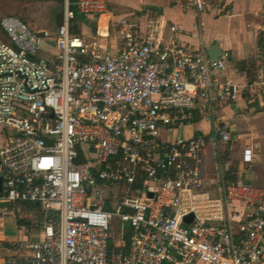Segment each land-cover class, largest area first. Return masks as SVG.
<instances>
[{
  "label": "built area",
  "instance_id": "2783aa9c",
  "mask_svg": "<svg viewBox=\"0 0 264 264\" xmlns=\"http://www.w3.org/2000/svg\"><path fill=\"white\" fill-rule=\"evenodd\" d=\"M15 1L52 3L55 26L0 16V203L14 217L15 203L42 215L36 240L3 264H264V189L224 184L226 133L209 142L186 135L197 113L233 105L246 90L264 108V53L252 85L227 52L209 60L206 0L184 2L191 32L148 16L119 19L121 45L111 53L70 33L71 8L106 19L107 0ZM252 16L264 20V3ZM239 158L242 170L255 163L250 148Z\"/></svg>",
  "mask_w": 264,
  "mask_h": 264
},
{
  "label": "crops",
  "instance_id": "0c3cea01",
  "mask_svg": "<svg viewBox=\"0 0 264 264\" xmlns=\"http://www.w3.org/2000/svg\"><path fill=\"white\" fill-rule=\"evenodd\" d=\"M140 2H142V6L135 9L134 13L136 15L134 17L138 13H142L139 16L144 17L146 15L149 17L152 12L145 11V8L154 6L161 11L160 15L153 13L159 16L154 18L156 21L176 23L185 32L192 31L193 15L184 9V3L166 4L164 2L155 4L146 3L144 0ZM263 3L264 0H215L214 10L206 17V31L202 37L205 53L210 47L227 52L230 64L234 65L235 69H237L236 65L238 62L257 59L258 55L263 52H260L257 47L258 39L255 34L258 27L264 28V20L254 19L252 13L257 11ZM119 12V8L115 6V8H110L112 15L109 18L95 19L93 17H84L87 26L91 23L95 24V30L89 38H100L106 42L99 49L101 52H114L121 45V35L118 32L116 23L121 18H126L128 15L132 16L133 12L127 16L120 15ZM180 40L184 43L190 42L186 36H181ZM239 74L241 73L239 72ZM241 75L247 81L246 75ZM225 112V117L221 116ZM218 123L219 126L217 125ZM220 123H222L221 126ZM199 125L203 129L196 128ZM219 131L226 133L231 139V143L227 145V150L223 152L228 154L226 156H221L220 152L223 149L218 142V163L221 165L222 176L226 168L237 166L238 183H241L240 181L244 180L251 166L258 165L264 161V108L262 101L250 90H246L242 92L239 101L233 105L215 106L206 112L197 113L192 127L186 132H188V135L204 136L206 141L209 142ZM245 148L252 149L255 163L248 167L247 170H242L243 167L240 164L239 157L241 151ZM207 157H211V160L206 165L205 160ZM213 164L214 158L208 145L204 152L203 174L206 183L209 185H211ZM241 176L243 178L239 179ZM210 194H213V191H210ZM9 219H11V223L5 224L4 220ZM25 238H27L26 233L23 229L16 226L15 217L12 213L9 210L4 212L0 218V245L6 244L7 248L0 246V264H3L4 258L11 254L18 244L28 242ZM21 239L24 241L22 242Z\"/></svg>",
  "mask_w": 264,
  "mask_h": 264
},
{
  "label": "rangeland",
  "instance_id": "374dc122",
  "mask_svg": "<svg viewBox=\"0 0 264 264\" xmlns=\"http://www.w3.org/2000/svg\"><path fill=\"white\" fill-rule=\"evenodd\" d=\"M109 9L110 8H115L117 6L119 8V13L120 15L127 16L129 13L133 12V15H136L134 13L135 9L141 8L142 2L136 1V0H107ZM210 4H214L215 0H206ZM146 3H175L179 2L183 4L185 0H144ZM29 3H23V1H15V0H0V16L1 15H6V16H15L17 11H24L27 14L26 19L29 21L31 27H37L40 29H48L53 31L54 26H55V21H54V6L52 3H46V2H35L32 4V2ZM142 13H138V15L135 17V19L142 18V16H139ZM129 16V17H128ZM126 18L128 20H132V16L128 15ZM146 17V15H145ZM150 19L153 20V18H158L159 16H156L153 13L149 14ZM85 18L81 15L78 14L77 22L75 23L76 29L78 30L79 34L84 37L87 43H90V47L93 50H99L101 49L106 42L103 39L100 38H89L92 33L95 30V24H87L85 23ZM74 23H72V26ZM94 28V29H93ZM47 50L50 52V59L49 62L54 61L58 58V53L53 47H47ZM226 112L221 115L225 117ZM219 126V123L217 124ZM222 123H220V126ZM196 128L198 129H203L200 125L197 126ZM186 135H188V132H186ZM1 139V138H0ZM1 142V141H0ZM211 157H207L205 160L206 165L210 163ZM207 167V166H206ZM205 167V168H206ZM252 173V174H250ZM264 161L263 163H259L258 165H253L250 168L249 173L245 175V178L243 181H240L241 184L248 185V186H253V187H260L264 189ZM5 224H10L11 219L9 220H4ZM115 228L113 231V237H117V231H119V223L116 222ZM27 238H25L26 240ZM34 240H36V236L34 237ZM23 242L24 240L21 239ZM113 247V246H112ZM114 252L117 254L118 250L114 249ZM5 259V258H4Z\"/></svg>",
  "mask_w": 264,
  "mask_h": 264
},
{
  "label": "trees",
  "instance_id": "16d2710c",
  "mask_svg": "<svg viewBox=\"0 0 264 264\" xmlns=\"http://www.w3.org/2000/svg\"><path fill=\"white\" fill-rule=\"evenodd\" d=\"M74 0H70L71 3H73ZM23 3H29L30 2H23ZM33 4V3H32ZM74 12V20L72 23L74 25L70 27V33L75 36H79L82 38L81 34H79L78 30L76 29L75 23L77 22L78 14L75 12L73 8H71ZM15 18L19 19L20 21L24 22L27 26H30L29 21L26 19L27 14L24 11H17ZM84 45L87 49L90 47V43H87L84 38H82ZM257 47L260 52L264 53V33L261 34V38L257 41ZM238 71L241 74H245L247 78V83H254L257 79V74L260 70V63L257 59H250L248 61H241L238 62L236 65ZM224 151H221V156L228 155L224 154ZM223 180L225 185H234L238 184V178H237V166L226 168V170L223 173ZM11 211L15 212V223L16 226L20 229H23L26 233L28 242H33L34 237L38 234V225L39 221L42 218V215L40 213V210L36 204L32 203H15L13 204ZM18 211V212H17ZM128 233L125 235V239H127ZM2 248H7L6 244L0 245Z\"/></svg>",
  "mask_w": 264,
  "mask_h": 264
},
{
  "label": "water",
  "instance_id": "95a60500",
  "mask_svg": "<svg viewBox=\"0 0 264 264\" xmlns=\"http://www.w3.org/2000/svg\"><path fill=\"white\" fill-rule=\"evenodd\" d=\"M145 11L147 12H152V13H156L157 15L161 14V11L154 6H149L145 8ZM206 56L209 60H217L220 57V50L215 48V47H210L207 51H206ZM243 176L239 177V179H242ZM0 208L3 209H10V205L8 203H0ZM189 219H186L185 221H188Z\"/></svg>",
  "mask_w": 264,
  "mask_h": 264
}]
</instances>
